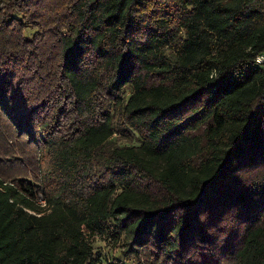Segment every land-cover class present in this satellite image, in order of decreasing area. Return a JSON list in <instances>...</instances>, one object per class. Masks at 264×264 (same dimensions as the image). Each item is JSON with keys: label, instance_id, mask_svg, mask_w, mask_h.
Here are the masks:
<instances>
[{"label": "trees", "instance_id": "16d2710c", "mask_svg": "<svg viewBox=\"0 0 264 264\" xmlns=\"http://www.w3.org/2000/svg\"><path fill=\"white\" fill-rule=\"evenodd\" d=\"M263 52L264 0H0V264H264Z\"/></svg>", "mask_w": 264, "mask_h": 264}, {"label": "rangeland", "instance_id": "374dc122", "mask_svg": "<svg viewBox=\"0 0 264 264\" xmlns=\"http://www.w3.org/2000/svg\"><path fill=\"white\" fill-rule=\"evenodd\" d=\"M158 14H161V12H153V15L156 16ZM36 31V28L29 25L27 23V26L25 28V35L28 37H31ZM67 31V30H66ZM95 63L93 62L92 66H94ZM132 92V86L126 85L124 88V91L122 93L123 96V103H112L110 104V107L113 108V112L116 115L115 120L116 122L120 121V117L122 115L123 106L128 97L130 96ZM105 100L108 102V100L105 98ZM14 138L17 137H9V143L12 144L13 141H15ZM113 139L116 141L119 145H140L141 144V137L138 135V133L134 132L133 129L130 127H127L125 131L117 130L115 134L113 135ZM42 151L36 155V157H39L41 160L42 157ZM19 156V155H18ZM18 160L23 161L24 159L18 158ZM35 161L40 165V161L36 158H34ZM251 172L247 171L245 172V177L250 175ZM37 176L40 178L41 173L37 172ZM28 178H31V180H35V177L33 175H29ZM10 181V179H8ZM40 182L39 180H36ZM121 188L119 187L117 191H120ZM42 193V192H41ZM44 194V193H43ZM221 224L219 227H223ZM124 236H121L120 238L113 237L107 233H98L95 235H90V241L92 244V247L94 251L97 253V255L100 257V261L98 264H145L147 263V260L144 256V254H137L135 252H129L127 251V245L125 244ZM199 254L202 258H204V261L207 264H218V261H216L213 257L212 250L210 249H200Z\"/></svg>", "mask_w": 264, "mask_h": 264}, {"label": "built area", "instance_id": "2783aa9c", "mask_svg": "<svg viewBox=\"0 0 264 264\" xmlns=\"http://www.w3.org/2000/svg\"><path fill=\"white\" fill-rule=\"evenodd\" d=\"M264 61V52L256 57V62L262 63ZM37 201L42 205H46V198L43 193L39 192L37 195Z\"/></svg>", "mask_w": 264, "mask_h": 264}]
</instances>
